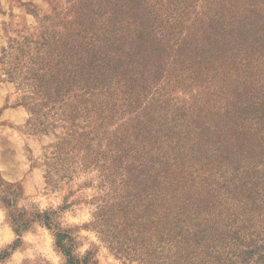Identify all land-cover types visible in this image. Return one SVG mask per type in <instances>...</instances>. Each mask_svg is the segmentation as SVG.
Returning <instances> with one entry per match:
<instances>
[{"label":"trees","instance_id":"trees-1","mask_svg":"<svg viewBox=\"0 0 264 264\" xmlns=\"http://www.w3.org/2000/svg\"><path fill=\"white\" fill-rule=\"evenodd\" d=\"M74 1L2 52L53 166L143 208L146 264H264V0Z\"/></svg>","mask_w":264,"mask_h":264},{"label":"rangeland","instance_id":"rangeland-1","mask_svg":"<svg viewBox=\"0 0 264 264\" xmlns=\"http://www.w3.org/2000/svg\"><path fill=\"white\" fill-rule=\"evenodd\" d=\"M74 3L0 0V165L30 166L32 174L27 189L0 176V264H70L63 250L73 264H146L144 241L156 246L155 232L144 226L143 208L122 207L107 226L96 220L97 205L111 202L103 177L94 167L53 166L54 146L64 129L56 121L59 127L52 133L34 132L23 94L5 74L3 49L14 39H36L55 8L64 21L78 24L82 14L72 11ZM78 126L83 130L86 124Z\"/></svg>","mask_w":264,"mask_h":264},{"label":"crops","instance_id":"crops-1","mask_svg":"<svg viewBox=\"0 0 264 264\" xmlns=\"http://www.w3.org/2000/svg\"><path fill=\"white\" fill-rule=\"evenodd\" d=\"M1 164V163H0ZM0 176L2 179L10 182L21 184L25 189L30 186L32 174L30 173V166H2L0 165ZM2 222L0 210V223Z\"/></svg>","mask_w":264,"mask_h":264}]
</instances>
